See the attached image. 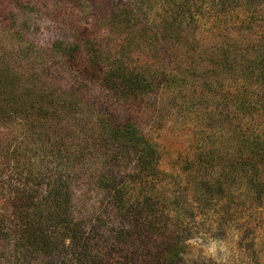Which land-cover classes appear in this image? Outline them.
Wrapping results in <instances>:
<instances>
[{"label": "trees", "instance_id": "obj_1", "mask_svg": "<svg viewBox=\"0 0 264 264\" xmlns=\"http://www.w3.org/2000/svg\"><path fill=\"white\" fill-rule=\"evenodd\" d=\"M19 8L0 29V122L31 121L38 146L5 162L12 207L0 214V242L15 248V263L205 264L182 256L194 210L182 207L186 196L156 190L159 161L134 100L170 94L168 106L212 128L213 148L198 156L205 174H193L200 210L232 217L234 192L263 209L264 0H23ZM31 13L64 24L70 38L36 45L24 31ZM89 83L103 99L88 95ZM83 182L105 195L92 210L78 200ZM256 250L252 264H264L263 241Z\"/></svg>", "mask_w": 264, "mask_h": 264}, {"label": "rangeland", "instance_id": "obj_2", "mask_svg": "<svg viewBox=\"0 0 264 264\" xmlns=\"http://www.w3.org/2000/svg\"><path fill=\"white\" fill-rule=\"evenodd\" d=\"M22 1L0 0V29H4L8 21L11 24L13 12L16 15L20 14L19 7ZM26 21L24 31L27 38L36 45L48 46L57 40H67L71 36L70 30L64 24L45 15L31 13ZM53 68L62 78L63 75L60 73L64 69L62 62L54 63ZM88 88H86L88 95L92 94L93 97L96 94L103 99L104 89L99 87L97 83H89ZM169 96L170 94L165 95L159 92L158 94L144 95L139 102L134 100L136 106L133 115L148 141L147 146L151 151H154V157L159 161L161 179L155 185L156 190L164 195H170L169 198L176 197L177 193L184 195L187 199L186 202L181 204L182 207L188 204L193 207L194 215L188 214L190 216L186 217V223L191 227V230L186 232L189 237L186 242L189 245L187 252L182 255L184 260L186 262L200 261L205 264L254 263L253 252L257 251L256 249L262 244V241L264 242V208L260 209L254 205V209L253 207L250 208L245 201L241 203V197L244 195L234 192L226 197L228 202L231 201L232 217L217 221L215 208L214 211L213 207H206L205 211L199 209L201 202L196 196L193 174H198L197 176L205 174L203 171L201 173L197 171L198 156L204 150L211 152L214 145L211 135L212 128H203L198 124V118L195 121L193 115L189 114L190 112H182L174 106H168ZM158 105H160V108ZM30 122L27 121L24 126L22 123L0 122L1 215L7 208L12 207L6 194L8 192L7 186H10V183L6 180L10 174L7 173L8 168L5 162L9 161V158H19L23 146H27L29 149H32V146L33 148L38 146V140L33 142L36 139L31 136L30 132L32 130L28 127ZM199 122L203 123L200 120ZM7 143H10L11 146ZM8 147L11 153H8L6 157L5 155L2 156L6 153H3V151L7 150ZM102 164L103 161L95 157L96 171L99 169L97 167H101ZM131 167L135 169L137 166L132 164ZM4 181L6 182L4 183ZM82 187L77 191L78 200L88 201L91 210L95 206L98 207L101 196H105L103 190L98 188L88 189L84 182ZM242 189L246 194V189L244 187ZM174 208L171 204L169 210L172 215L176 213ZM246 208L249 210H246ZM0 218L2 217L0 216ZM220 223L221 225H219ZM176 225L174 219L171 226L175 227ZM0 243H2L0 245V264H16V255L11 253L14 252L15 248L12 250L7 244ZM213 243L216 244L214 252L210 250ZM262 255H264V252L260 254V256Z\"/></svg>", "mask_w": 264, "mask_h": 264}, {"label": "clouds", "instance_id": "obj_3", "mask_svg": "<svg viewBox=\"0 0 264 264\" xmlns=\"http://www.w3.org/2000/svg\"><path fill=\"white\" fill-rule=\"evenodd\" d=\"M215 248H216V244H215V243H213V244H212V247H211V249H210V250L214 252V251H215Z\"/></svg>", "mask_w": 264, "mask_h": 264}]
</instances>
